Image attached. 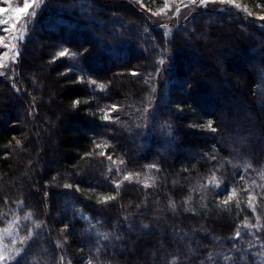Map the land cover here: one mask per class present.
<instances>
[{"label":"trees","instance_id":"trees-1","mask_svg":"<svg viewBox=\"0 0 264 264\" xmlns=\"http://www.w3.org/2000/svg\"><path fill=\"white\" fill-rule=\"evenodd\" d=\"M143 5L43 0L0 75V226H36L8 264H264V20Z\"/></svg>","mask_w":264,"mask_h":264},{"label":"rangeland","instance_id":"rangeland-1","mask_svg":"<svg viewBox=\"0 0 264 264\" xmlns=\"http://www.w3.org/2000/svg\"><path fill=\"white\" fill-rule=\"evenodd\" d=\"M42 2L43 0H36V3L33 5V9H30V12L34 11L36 13L39 10ZM217 3L222 4V6ZM22 6H23V0H0V7L9 9V11L3 14H0V19L8 20V25H0V36H3L4 43L9 45L7 49H5L2 45H0V54H2L5 51L8 53V56L4 58V63L7 65V67L0 69V72H4V73L13 72L12 68H13L14 63L11 62V58L15 56L16 53L18 52V47H19L18 45L20 41L17 39V37H19L21 34L25 35V32H26L25 25H27V28H28L31 25L33 18H34V16H29L27 19L22 17L21 20L17 22L12 9L22 7ZM224 6L235 7L237 10L248 13L249 15H252L258 19L259 17L264 16V11L252 10L247 5L242 3L240 0H230V2H225V3H221L220 0H213V2L208 3L206 6L201 5L199 3V0H197L195 4H191L189 0H164V6H162L161 8L155 11H150L149 8L143 5L145 9H147L148 11L152 13H155L157 15L165 14L166 22L164 25L169 30L174 29L176 25H178L179 22L184 21L187 16H189L190 14H192L194 11L198 10L199 8L200 9H214V8H221V7L223 8ZM177 7L181 9L179 14L176 13ZM162 9H163V12L161 11ZM13 24L16 25L15 28L11 27V25ZM4 27L8 28V32L5 33L4 31H2ZM230 30H231L230 28H227L224 31L226 32ZM233 37L229 35L227 36L226 39L232 40ZM12 45H16V47L13 48ZM52 49H53V52L57 54L61 51H65V48L63 46H58L56 43L52 45ZM206 49H208V47ZM226 55L225 54H223L222 56L219 55V57L220 56L225 57ZM66 56L70 57L71 59L74 58L73 53L68 52V51L66 53ZM199 68L195 67L194 69L195 72L197 70H200ZM239 69L240 70L237 71V74L242 72V69H243L242 66ZM191 76L193 77V74ZM0 190H3V188L0 187ZM18 210L15 212H9V216L6 222L2 226H0V246L6 244L8 248L11 249V252L8 254L15 258L22 252L21 251L17 255L16 249H23L25 246V245H22L20 241L22 239L27 241L29 237L31 238L34 233V228H36L35 224L33 226L30 225L31 223H33L32 222L33 220L28 219L25 216L18 215ZM27 220H29L28 224H27ZM29 233H31V236H29ZM12 240H16V243L12 244L11 243ZM14 259H10L9 262L13 261Z\"/></svg>","mask_w":264,"mask_h":264},{"label":"snow or ice","instance_id":"snow-or-ice-1","mask_svg":"<svg viewBox=\"0 0 264 264\" xmlns=\"http://www.w3.org/2000/svg\"><path fill=\"white\" fill-rule=\"evenodd\" d=\"M189 2L191 4H195L197 2V0H189ZM210 2H213V0H199V3L201 5H207L208 3ZM221 3H225V2H230V0H220ZM36 3V0H23V6L22 7H18V8H15V9H12L14 15H15V19L17 22H19L21 20V18H25L27 19L29 16H35L36 13L33 11V12H30V9H33V5ZM238 7V6H237ZM9 11V9L7 8H4V7H0V14H3L5 12ZM163 12V9L161 10ZM181 11V9L179 7L176 8V13L179 14ZM155 15V13H154ZM260 20H264V16H261L259 17ZM0 25H8V20L6 19H0ZM12 28H15L16 25L13 24L11 25ZM25 30H27V25H25ZM2 31H4L5 33L8 32V28L7 27H4L2 29ZM17 39L22 43L23 39H24V35L21 34L19 37H17ZM0 45H2L5 49H7L9 47L8 44L4 43V37L3 36H0ZM13 48L16 47V45H12ZM67 53V49H65V51H61L58 53V55L60 57H63L65 56ZM8 56V53L5 51L3 52L2 54H0V69L2 68H6L7 65L4 63V58H6ZM18 57H19V52L16 53L15 56H13L11 58V62L15 63L17 62L18 60ZM5 73L4 72H0V75H4ZM93 83H95L93 81ZM105 119H108V117L106 116ZM209 128L211 129V131L215 132L216 129L214 127H212L211 123H209ZM17 143H19V141H17ZM101 155H104V153H101ZM109 160L112 159L111 156L108 157ZM149 167H154V166H149ZM131 177L130 176H125L124 177V180H130ZM148 185L146 184L145 187H147ZM71 185H68L66 184L65 185V188H70ZM116 187H119V184L116 185ZM217 187L219 188L220 186L217 185ZM233 195H235V193L233 192ZM114 199L113 196H105L103 197V200L102 202H107L109 200H112ZM232 199V197L230 196L228 200H224L222 201V204L223 205H227L229 203V201ZM254 197H250V202L251 200H253ZM253 211L255 212V208L253 207ZM29 218H30V214H29ZM257 224L256 225H253V224H250L247 220L245 221L243 227L244 228H247L249 229L250 231L247 233L248 236H252L254 237V240L256 241V243H250L249 244V248H252V247H256L257 245H259V247L261 249H264V243H260V236L256 235V233H259L262 228H264V226H261L259 224V218H257ZM252 229H255V231H251ZM29 236H31V233H29ZM242 236V232H241V229L238 227L237 230H236V233L235 235L232 237L233 240H239ZM12 244H15L16 243V240H12L11 241ZM20 243L22 245H25L27 243L26 240L22 239L20 241ZM235 247V245H234ZM23 249H16V253L17 255L22 251ZM11 252V249L8 248V246L5 244V245H2L0 246V264H8L9 260L10 259H14L15 257L13 256H10L8 253ZM258 256H261V257H264V251H261L259 253H257ZM209 259H212V254H209ZM225 261H228L230 260L231 258L229 256H226L225 258ZM61 260H63V257H61Z\"/></svg>","mask_w":264,"mask_h":264}]
</instances>
